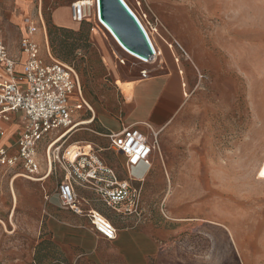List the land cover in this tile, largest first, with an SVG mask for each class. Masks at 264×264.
Here are the masks:
<instances>
[{
    "label": "rangeland",
    "instance_id": "rangeland-1",
    "mask_svg": "<svg viewBox=\"0 0 264 264\" xmlns=\"http://www.w3.org/2000/svg\"><path fill=\"white\" fill-rule=\"evenodd\" d=\"M76 1L46 0L43 11L52 60L74 69L96 115L72 140L95 144L103 150L100 159L123 173L125 160L109 150L102 130V121L109 130L120 128L109 120L122 113L117 81L135 82L143 70L150 76L177 72L179 64L185 102L158 142L156 184L145 187V213H162L161 227L170 228L167 264H264V179L258 174L264 161V0H126L164 50L151 65L88 24L65 29L68 48L55 55L48 35L52 10L65 7L70 14ZM53 137L39 145L43 162ZM150 166L142 164L132 178ZM12 178L13 170L0 168V264H41V235L34 232L41 218L33 209L56 192L58 181L42 185L19 176L13 188Z\"/></svg>",
    "mask_w": 264,
    "mask_h": 264
},
{
    "label": "crops",
    "instance_id": "crops-1",
    "mask_svg": "<svg viewBox=\"0 0 264 264\" xmlns=\"http://www.w3.org/2000/svg\"><path fill=\"white\" fill-rule=\"evenodd\" d=\"M44 1L46 0H0V34L12 58L21 62L24 61L20 42L27 33V26L24 21L29 19L37 28V33L32 39L39 46L41 59L47 64L52 63L53 58L48 44L46 23L43 18ZM51 15L55 27L70 29L73 28L74 24H77L72 21L71 7L70 14L68 8L60 7L53 9ZM88 25L95 35L104 34L96 23H89ZM176 67L177 72L168 70L150 76L148 80L139 79L132 82V89L128 96L123 95L117 86L123 96L122 113L114 119H108L118 121L120 128L116 131L109 130L105 128L102 121V130L106 132L104 136L107 138V135L118 133L123 128L136 127L146 135L150 143H153L154 140L157 142L160 140L163 144L164 132L174 121L185 102V80L180 65L176 64ZM91 110L84 109L79 112L75 117L76 121L81 124L88 121L83 119V115L87 112L94 114L92 108ZM95 118L96 115L89 120L94 121ZM81 124L78 129L63 140L61 155L66 149L72 151L71 145H77V148L82 149L83 152L88 153L92 150L100 158L99 152L103 150L97 151L95 144L83 139L72 140L77 133H81L83 127ZM2 126L5 128L6 137L1 141V144L10 147V153L13 154V144L23 126L22 117L12 115L11 122ZM47 144L44 148V162L40 157V146L37 148V160L41 165L39 175L41 180L32 182L42 185L50 180H57L58 182L54 187L56 192L47 194L41 201L39 209H33V213H37L41 218L34 229L35 233L41 235L39 247L36 249L37 260H40L41 264H167L170 260L168 247L170 233L167 229L170 228L161 227L164 222L162 213H145L143 208L144 195H146L145 187L147 184H156V178L151 177L152 170L156 165V151L148 161L151 165L150 168H146L141 177H134L131 181L132 174L131 176L128 175L125 166L123 173L115 170L120 180H130L133 186L141 188L142 211L139 215L117 213L106 207L93 190L78 186L75 187V191L79 197L83 214H76L61 205L58 187L67 174L60 165L49 166L47 163ZM87 146L91 148L86 149ZM109 150H112L110 141ZM137 170L135 169L134 173H137ZM18 172L20 173L18 174ZM21 173L20 168L13 170L12 187ZM14 203L17 207L18 203ZM26 210L27 212L31 211L29 208ZM90 212H97L113 225L117 231L115 240L108 241L94 230L88 217ZM163 215L169 219V217H173L174 213H168L169 216L165 213Z\"/></svg>",
    "mask_w": 264,
    "mask_h": 264
},
{
    "label": "built area",
    "instance_id": "built-area-1",
    "mask_svg": "<svg viewBox=\"0 0 264 264\" xmlns=\"http://www.w3.org/2000/svg\"><path fill=\"white\" fill-rule=\"evenodd\" d=\"M94 3V0L90 4L85 0L72 3V21L77 24L96 23L101 31L109 34L96 15ZM134 14L148 37L144 22ZM24 22L27 33L20 42L23 62L10 56L0 34V167L10 170L20 168V175L24 179L41 180L37 148L46 136L55 133L47 144L46 159L49 166L60 165L67 174L58 187L59 200L64 208L83 214L75 191L78 186L93 190L106 207L117 213L139 215L142 211V190L132 185L131 174L142 164L148 163L157 150V140L150 143L136 127L123 128L118 133L107 135L110 148L125 159L131 181L120 180L115 170L92 150L85 153L80 148L74 151L66 149L61 155L63 140L81 124L76 121V115L84 109L92 110L83 98L82 86L74 69L55 60L50 64L45 63L40 57L39 46L32 39L37 28L29 19ZM152 55H155V51L148 58ZM176 62L179 63L178 58ZM149 78L148 70L141 71L142 80ZM12 115H20L23 121L22 130L13 144V154L10 147L1 144L6 137L2 125L10 123ZM88 217L100 236L108 241L116 239L117 231L106 218L97 212H90Z\"/></svg>",
    "mask_w": 264,
    "mask_h": 264
},
{
    "label": "water",
    "instance_id": "water-1",
    "mask_svg": "<svg viewBox=\"0 0 264 264\" xmlns=\"http://www.w3.org/2000/svg\"><path fill=\"white\" fill-rule=\"evenodd\" d=\"M99 20L127 49L145 60L153 53L150 41L138 20L122 0H100ZM113 37V36H112Z\"/></svg>",
    "mask_w": 264,
    "mask_h": 264
},
{
    "label": "bare ground",
    "instance_id": "bare-ground-1",
    "mask_svg": "<svg viewBox=\"0 0 264 264\" xmlns=\"http://www.w3.org/2000/svg\"><path fill=\"white\" fill-rule=\"evenodd\" d=\"M93 0H90V1H85V2H88L89 4L92 2ZM95 3H94V7H95V12H96V15H97V11L99 10V13H100V0H94ZM123 3L127 6V8L131 11V13L135 16L136 18V15L134 14L132 8L129 6V4L125 1V0H122ZM137 19V18H136ZM139 20V19H138ZM144 25V24H143ZM147 33H148V37H150L149 41H150V44L153 48V51H155V55H152L150 58H148L147 60H145L144 58H142L141 56L133 53L132 51H130L129 49H127L113 34L111 36V34L109 33V35L112 37L111 39L115 42V44L122 50V52L128 56H130L131 58H134L140 62H142L143 64H155L156 62L158 61H161L163 58H164V50L163 48L161 47V45L158 43V41L156 39H153V37H151V34H149L146 26L144 25ZM107 28V27H106ZM103 30V28H102ZM109 32H111L109 30ZM112 33V32H111ZM153 36V35H152ZM116 85L121 89L123 95H126L128 96L131 92V89H132V84L131 83H123L121 82L120 80L117 81ZM94 111V110H93ZM94 121L93 120H88V121H84L81 126H88V125H91ZM71 148L73 149L72 151L76 150L77 149V145H71ZM91 147L90 146H87L86 149H90ZM259 177L264 179V161L263 163L261 164L260 166V169H259ZM20 177H22L21 175H19ZM14 193V192H13ZM14 202H17V196L16 194L14 193Z\"/></svg>",
    "mask_w": 264,
    "mask_h": 264
},
{
    "label": "trees",
    "instance_id": "trees-1",
    "mask_svg": "<svg viewBox=\"0 0 264 264\" xmlns=\"http://www.w3.org/2000/svg\"><path fill=\"white\" fill-rule=\"evenodd\" d=\"M67 31L68 30H65L63 28H58V27H55V26L48 27L49 42H50L51 47L53 48V51H54V54L55 55H59L61 50L65 49V48L66 49L68 48V45L66 44V40L68 39L67 38V35H66L67 34ZM71 33L74 34L73 32H71ZM58 35H61V38H62L61 40H59L56 37ZM56 45L59 47V49H56V47H55ZM72 49L73 48H71L70 51ZM62 59L65 62L68 61L65 56H62Z\"/></svg>",
    "mask_w": 264,
    "mask_h": 264
}]
</instances>
